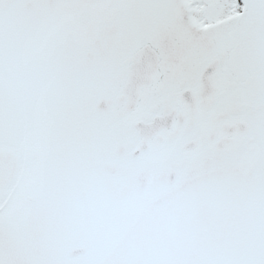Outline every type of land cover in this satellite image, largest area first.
I'll use <instances>...</instances> for the list:
<instances>
[{"label": "snow or ice", "instance_id": "6c2138e0", "mask_svg": "<svg viewBox=\"0 0 264 264\" xmlns=\"http://www.w3.org/2000/svg\"><path fill=\"white\" fill-rule=\"evenodd\" d=\"M0 264H264V0H0Z\"/></svg>", "mask_w": 264, "mask_h": 264}]
</instances>
